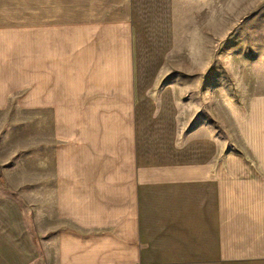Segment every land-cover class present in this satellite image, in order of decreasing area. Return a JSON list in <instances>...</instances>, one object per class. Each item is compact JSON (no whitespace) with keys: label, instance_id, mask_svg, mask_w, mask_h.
I'll return each mask as SVG.
<instances>
[{"label":"crops","instance_id":"1","mask_svg":"<svg viewBox=\"0 0 264 264\" xmlns=\"http://www.w3.org/2000/svg\"><path fill=\"white\" fill-rule=\"evenodd\" d=\"M200 8L23 0L20 72L0 61V165L12 188L36 177L16 188L36 185L38 264H264V96L191 115Z\"/></svg>","mask_w":264,"mask_h":264},{"label":"rangeland","instance_id":"2","mask_svg":"<svg viewBox=\"0 0 264 264\" xmlns=\"http://www.w3.org/2000/svg\"><path fill=\"white\" fill-rule=\"evenodd\" d=\"M26 4L31 5L32 0H26ZM22 6L23 0H0V44L8 45L6 49L0 48V61L8 60L14 72H20L22 38L27 35L23 30ZM200 9L201 102L197 111L191 110V115L195 113L201 123L212 124L215 116H224L230 104L240 105L249 98L264 96V0H201ZM16 90L4 135L11 134L14 127L10 123H19L23 116L17 106L21 89ZM2 156L5 160V153ZM4 171L0 165V264L8 259L15 261L26 253H30L31 264H38L43 239L37 232L36 185L16 188L36 183V177L25 168L12 176L16 181L10 180L15 186L12 188ZM11 203L20 215L17 220L11 218L7 228L4 218L12 213Z\"/></svg>","mask_w":264,"mask_h":264}]
</instances>
